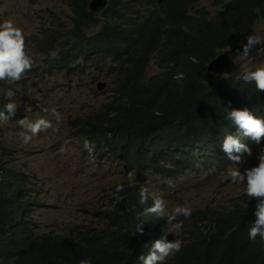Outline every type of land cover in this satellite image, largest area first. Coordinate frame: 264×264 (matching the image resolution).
Returning <instances> with one entry per match:
<instances>
[{"label":"clouds","instance_id":"9594fccd","mask_svg":"<svg viewBox=\"0 0 264 264\" xmlns=\"http://www.w3.org/2000/svg\"><path fill=\"white\" fill-rule=\"evenodd\" d=\"M91 1L65 0L69 13L63 16L59 26L41 29L36 42L38 51L44 55L45 71L48 68L58 74L66 69L70 74L77 73L83 84L102 96L97 104H87L82 113L70 118L69 131L62 139L67 142L70 137L79 138L89 153L94 151L99 158L116 162L126 173L113 177L95 171L87 178L86 195L80 207L68 209L76 214L90 213L101 220V225L77 223L62 230L41 231L33 219L36 210L45 205L37 187L41 178L36 172L32 177L24 176V171L9 166L10 152L0 139V182L5 181L8 185L10 194L5 202L16 204L15 218L24 209L28 210L27 218L37 236L50 232L71 236L86 231L96 241L105 239L100 241L103 248L97 255L104 257L109 264H264V63H251L247 68L242 61L238 62L239 57L249 59L257 44V56L264 57V39L254 34L264 21V15L254 20L238 50L228 46L213 57L229 51L231 73L219 75L208 70L216 77L235 76L237 81L250 86L257 95L256 109L244 105L230 107L231 110L224 113L227 130L219 139L218 147H211L209 138L185 151L184 159L176 156V160L169 161L157 153L141 168H131L125 160L104 151L102 137L120 134L119 124L125 121L126 113L135 105L132 95L124 92L129 74L147 66V72L143 74L146 81L160 72L154 54L146 64H140L144 49L136 22L148 6L142 0H129L127 8L117 9L111 0H103L104 6L94 7L90 5ZM216 1L212 8L220 10ZM161 4L162 0H158L157 5ZM200 4L201 0H198L189 6V14L194 16V10L204 8L213 18L219 11L215 13ZM78 17L90 21V25H83L82 29L88 38H94L91 47L102 50V53L91 67L80 57L72 58L70 66L62 67L57 62L56 52L51 51L49 55L41 50L47 39L43 33H54L57 27L66 26L65 33H62L66 36L73 27L77 28L75 19ZM26 31L13 20L3 19L0 13V81H7L8 85L0 101L1 131H5L9 118L17 112L18 106L11 99L14 95L11 91L34 64L26 51V44L30 41ZM55 34L60 43L62 37ZM213 58L208 61L207 69ZM49 59L54 63L50 64ZM153 60L159 71L149 75ZM81 64L84 68L77 71ZM183 77V73L175 76L178 81ZM9 81L15 82L9 84ZM26 102L34 104V99L29 97ZM43 111L49 114L47 108ZM50 115L57 123L62 120L55 108ZM140 117L143 123L137 124L136 133L160 136L151 124L152 113ZM2 118L6 119L5 124H1ZM187 122L198 125L196 117L187 119ZM18 123L22 127L20 135L24 144L53 128L52 121L45 116H38L35 120L25 117ZM213 135L218 134L213 132ZM84 148L77 147L76 151ZM141 150L138 147L139 154ZM221 168L228 174L227 181L232 187L228 196L222 194V180L215 176L186 186V182L204 174L212 175ZM148 175L161 182L165 189H183L185 198L169 202L157 197V189L147 182ZM108 233L116 237L111 238ZM10 259L5 257L0 264H9ZM79 264H92V261L82 259Z\"/></svg>","mask_w":264,"mask_h":264},{"label":"trees","instance_id":"16d2710c","mask_svg":"<svg viewBox=\"0 0 264 264\" xmlns=\"http://www.w3.org/2000/svg\"><path fill=\"white\" fill-rule=\"evenodd\" d=\"M197 1L162 0L157 5L158 0H142L148 10L141 12L136 22L144 49L140 64H146L154 54L160 72L146 81L143 74L147 66L129 74L124 92L132 95L135 105L119 124L120 134L102 137L104 151L125 160L131 168H141L157 153L169 161L176 160V156L184 159L185 151L209 138L210 146L218 147L227 130L224 113L240 105L256 109L257 95L250 86L237 81L235 76L216 77L208 71L207 63L225 47L238 50L254 20L263 17L264 0H217L215 4L220 10L213 18L204 8L194 10V16L189 14V6ZM111 4L124 9L130 1L111 0ZM75 22L77 28L73 27L66 36L62 34L66 26L57 27L54 33H43L47 39L41 50L49 55L56 52L62 67L70 66L69 61L77 57L91 67L102 50L91 47L94 38H88L82 29L90 21L78 17ZM55 33L62 37L60 43ZM49 63L53 64V59ZM178 73L184 74L181 81L175 78ZM7 88V81H0V101ZM151 113V124L160 136L136 133L137 124L143 123L140 116ZM194 117L198 125L187 122ZM138 147L142 149L140 154ZM9 194L7 183L0 182V260L11 258L9 264H79L80 260L90 258L92 264H109L97 255L103 248L100 241L105 239L96 241L89 232L71 236L50 232L37 236L27 218L28 210L15 218L16 204L5 202Z\"/></svg>","mask_w":264,"mask_h":264},{"label":"rangeland","instance_id":"374dc122","mask_svg":"<svg viewBox=\"0 0 264 264\" xmlns=\"http://www.w3.org/2000/svg\"><path fill=\"white\" fill-rule=\"evenodd\" d=\"M213 2L214 0H201L200 5L216 13L219 8L214 10ZM0 13L3 19H11L18 27L26 29L30 36L26 51L34 64L20 80V84L11 91L14 93L11 99L18 106L17 112L9 118L5 131L0 130V139L9 149V166L24 171V176L32 177L36 172L41 178L37 187L41 190L40 199L45 205L36 210L33 219L41 231L62 230L67 225L77 223L101 225V220L90 213L76 214L68 209L80 207L86 195L87 178L92 173L97 171L115 177L126 173V170L119 167L116 162L99 158L94 151L89 153L79 138L70 137L66 142L62 136L69 131L70 118L82 113L87 104H97L102 96L83 84L77 73L70 74L66 69L59 71L58 74L50 72L48 68L45 71L42 62L44 55L38 51L36 42L37 37L41 36L39 34L41 29H51L60 25L63 16L69 13L68 6L65 0H0ZM254 34L264 39V21L256 28ZM258 49L257 44L249 59L242 60L239 57L238 62L242 61L247 68L251 63L256 65L264 63V57L257 56ZM83 68L84 65L81 64L76 70L80 71ZM158 71L153 60L149 67V75ZM29 97L34 99V104L26 102ZM45 108L49 110L47 115L43 111ZM53 108L61 114L62 120L59 123L50 115ZM38 116H45L51 120L53 128L39 133L31 142L24 144L20 135L22 127L18 122L25 117L35 120ZM5 122L6 119L2 118L1 124ZM77 147L84 149L76 151ZM51 165L54 167L51 168ZM227 175L221 168L212 175L204 174L186 182V186L215 176L216 179L222 180V194L228 196L232 187L227 181ZM147 182L157 189L156 196L164 201L170 202L173 199L177 202L185 198L183 189H165L162 183L151 175H148Z\"/></svg>","mask_w":264,"mask_h":264},{"label":"water","instance_id":"95a60500","mask_svg":"<svg viewBox=\"0 0 264 264\" xmlns=\"http://www.w3.org/2000/svg\"><path fill=\"white\" fill-rule=\"evenodd\" d=\"M91 6L97 7L98 5L104 6L103 0H93L90 3ZM229 51H224L213 58L208 64V70L215 74L231 73L232 66L229 63Z\"/></svg>","mask_w":264,"mask_h":264}]
</instances>
